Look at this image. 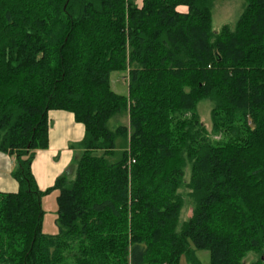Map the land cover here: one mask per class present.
Listing matches in <instances>:
<instances>
[{
	"label": "trees",
	"instance_id": "obj_1",
	"mask_svg": "<svg viewBox=\"0 0 264 264\" xmlns=\"http://www.w3.org/2000/svg\"><path fill=\"white\" fill-rule=\"evenodd\" d=\"M211 11L212 0H0V152L19 185L0 192V264H202L197 250L246 264L264 251V0L219 31ZM207 99L219 139L197 113ZM51 109L85 134L42 191L31 165Z\"/></svg>",
	"mask_w": 264,
	"mask_h": 264
},
{
	"label": "crops",
	"instance_id": "obj_2",
	"mask_svg": "<svg viewBox=\"0 0 264 264\" xmlns=\"http://www.w3.org/2000/svg\"><path fill=\"white\" fill-rule=\"evenodd\" d=\"M48 118V146L36 151L31 165L36 183L42 191L52 187L57 178L73 164L77 151L72 148V144L80 142L85 134V126L70 111L51 109ZM14 166V158L0 152V192L18 191V182L12 176ZM52 193L57 195V191ZM46 198L43 197V205Z\"/></svg>",
	"mask_w": 264,
	"mask_h": 264
},
{
	"label": "rangeland",
	"instance_id": "obj_3",
	"mask_svg": "<svg viewBox=\"0 0 264 264\" xmlns=\"http://www.w3.org/2000/svg\"><path fill=\"white\" fill-rule=\"evenodd\" d=\"M247 0H212V25L215 31H219L224 25H230L233 27L242 14ZM141 4L142 0H138ZM110 82L112 89L118 94L126 95L128 93V81L126 79V73L122 71L112 72L110 75ZM211 109L212 102L210 100H202L197 105V113L199 119L204 123L205 127L210 132V135L219 139V135H215L212 131V120H211ZM120 118V117H119ZM118 119V118H117ZM122 122L128 121V116L124 115L120 118ZM113 121H111V124ZM189 172H187V178ZM44 200L43 208L45 215L43 219V231L46 234L55 235L59 232L58 225L56 222V209L57 202L54 193L48 194ZM192 201L187 196L185 197V205L181 213L182 220H185L191 215ZM197 257L200 259L202 264H211V256L208 250H197ZM262 257L264 262V251L260 253L252 252L246 258V264H252ZM261 262V264H264ZM180 264H187L185 257L181 258Z\"/></svg>",
	"mask_w": 264,
	"mask_h": 264
}]
</instances>
